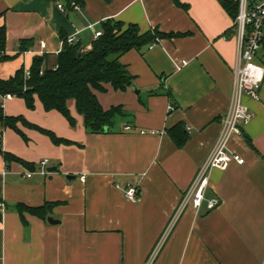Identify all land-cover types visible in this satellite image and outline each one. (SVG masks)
I'll list each match as a JSON object with an SVG mask.
<instances>
[{"label":"crops","instance_id":"0c3cea01","mask_svg":"<svg viewBox=\"0 0 264 264\" xmlns=\"http://www.w3.org/2000/svg\"><path fill=\"white\" fill-rule=\"evenodd\" d=\"M77 5L0 0L1 53L9 56L0 60V78L29 68L41 55L20 51L22 39H31L35 51L44 41L45 64L51 66L63 38L76 33V41L90 48L105 19L136 24L141 32L157 28L180 35L120 56L140 93L131 86L96 92L103 108L122 107L107 132H87L73 99L67 100L75 121L70 125L37 97L33 109L20 97H0L6 115L22 116L71 141L55 144L21 122L18 131L3 129L2 149L32 167L6 162L0 154V264H145L156 246L151 264H264V78L258 100L243 97L253 117L229 142L244 164L209 173L206 195L219 203L207 209L203 202L195 209L189 200L169 226L229 106L238 48L232 17L219 0H81ZM258 61L264 67V48ZM177 123L188 136L181 147L168 134ZM150 129L157 133H140ZM44 158L48 163L41 173ZM66 174L74 178L68 181ZM128 185L136 187V201L125 197ZM17 203L50 206L45 219L24 212L23 222ZM49 216L58 222L49 223Z\"/></svg>","mask_w":264,"mask_h":264},{"label":"trees","instance_id":"16d2710c","mask_svg":"<svg viewBox=\"0 0 264 264\" xmlns=\"http://www.w3.org/2000/svg\"><path fill=\"white\" fill-rule=\"evenodd\" d=\"M219 1L234 20L238 11L237 0ZM71 2L78 4L81 0H66L68 7H71ZM179 35L173 32L165 33L157 28L141 32L136 24L105 19L101 22V35L91 42L90 48H84L79 41L68 43L66 38H63L61 49L56 54L53 65L46 66L47 55H35L29 66V76L25 75V67L20 66L8 78H0V96L10 94L20 97L28 109L34 108L37 97L45 110H57L70 125H74L75 121L68 110L67 100L73 99L77 112L83 116L87 132H107L114 117L122 113V107L112 105L103 108L96 92H105L108 86L114 90H125L132 85L133 76L121 63L120 56L130 49H140L158 42L161 38ZM4 39L5 27L2 25L0 26V60L9 58L8 55L1 53ZM31 44V39H22L19 44L20 51L29 49ZM18 122L48 135L55 144L71 143L67 139L57 137L50 130L28 122L22 116L6 115L0 102V154L6 162L18 161L32 167V164L4 151L1 147L3 129L9 127L18 131ZM168 134L178 147H181L188 138L182 123L169 128ZM49 206V203L41 206L17 203L14 207L25 222L24 212L45 219Z\"/></svg>","mask_w":264,"mask_h":264},{"label":"built area","instance_id":"2783aa9c","mask_svg":"<svg viewBox=\"0 0 264 264\" xmlns=\"http://www.w3.org/2000/svg\"><path fill=\"white\" fill-rule=\"evenodd\" d=\"M238 11L234 19L237 36V55L233 66L232 90L230 94L229 106L222 119L220 131L215 140V143L208 153L205 160L199 166L195 178L186 193L182 198L180 205L170 222L172 225L179 212L190 200L191 205L195 209H199L205 202L207 209H213L219 203L216 196L208 197L206 190L209 185V173L213 169L225 170L231 163L237 165L244 164V158L237 152L229 149V142L234 135L242 134V127L246 125L253 117V113L243 102V97L258 100L260 98V87L264 78V67L258 61L259 51L264 48V0H237ZM58 7L65 9L63 5L58 4ZM71 7L78 8V5L71 2ZM101 35V30L95 31L94 38ZM68 43L76 41V33L66 37ZM40 49L35 51L32 48L26 51L34 54H43L45 47L44 41H39ZM25 75H30L29 68H25ZM42 73V70H40ZM3 99H9L10 94L0 96ZM168 110L174 107L168 105ZM125 129H130L127 125ZM157 133V131L140 130V133ZM48 159L44 158L39 161L40 172H46ZM32 174L31 171L26 173L27 176ZM80 180L84 181V175L80 176ZM124 195L130 201H136L137 189L132 185L124 188ZM4 205L0 201V208ZM169 228V227H168ZM167 232V230H166ZM156 246L153 254L145 264H151V261L157 251Z\"/></svg>","mask_w":264,"mask_h":264},{"label":"water","instance_id":"95a60500","mask_svg":"<svg viewBox=\"0 0 264 264\" xmlns=\"http://www.w3.org/2000/svg\"><path fill=\"white\" fill-rule=\"evenodd\" d=\"M131 89L133 90V91H135L136 93H140V90L139 89H137L134 85H131ZM55 170V167H49L48 168V171H54ZM65 178L69 181V180H71L72 178H74V175H71V174H66L65 175ZM47 220H48V222L49 223H57L58 221L57 220H54L52 217H48L47 218Z\"/></svg>","mask_w":264,"mask_h":264},{"label":"rangeland","instance_id":"374dc122","mask_svg":"<svg viewBox=\"0 0 264 264\" xmlns=\"http://www.w3.org/2000/svg\"><path fill=\"white\" fill-rule=\"evenodd\" d=\"M249 1H251V0H249Z\"/></svg>","mask_w":264,"mask_h":264}]
</instances>
